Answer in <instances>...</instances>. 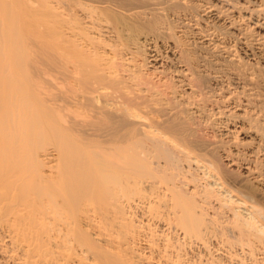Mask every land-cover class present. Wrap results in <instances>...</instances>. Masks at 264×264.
<instances>
[{
	"label": "bare ground",
	"instance_id": "obj_1",
	"mask_svg": "<svg viewBox=\"0 0 264 264\" xmlns=\"http://www.w3.org/2000/svg\"><path fill=\"white\" fill-rule=\"evenodd\" d=\"M70 1L54 0L55 4H61V11L76 8ZM0 4L1 15V11L6 9L4 4ZM163 18L168 19L167 22L162 20L158 24V20ZM245 20L249 22L244 25ZM250 22L263 29L264 0H141L139 3L136 0H97V39L101 40L102 37L110 43L112 50L108 51L119 52V58L126 61L125 67L120 71L115 69L114 61L107 60L106 53L99 56L97 52V100L94 98L97 109H90L93 112L95 110L97 118L86 121L87 116L84 115L85 123L91 122L86 125L80 122L83 115L78 116L80 125L84 128L69 126L71 130H75L70 134L64 126L65 131L63 132L62 128L61 130L66 135L60 137L61 140L64 139L57 141L58 144L55 137L63 133H57L55 126L54 130L48 131H51L49 134L46 128H43L49 139L53 137L57 144L56 148L50 150L45 148L49 139L41 127L43 124L44 127L47 126L48 122L45 124L43 120L47 119L48 114L45 116L44 111L51 106L49 104L45 107L44 101L38 100L41 91H38L37 83L31 81L24 72L25 68L20 65L21 58L26 53L19 49L17 31L8 26L9 21L5 24L9 28L8 31L5 30L8 28H2L3 25L0 24V245H10V249L3 250L6 263L117 264L119 260L114 257L106 258L108 252L100 258L103 254L101 247L104 244L107 246L109 238L112 239L113 235L121 231H115L114 234L112 231L109 233L110 229H107L109 227L114 230L120 220L114 223L113 219L112 223L108 224L111 216L106 215L108 221L105 224V215H97L100 203L103 204L101 198H97L99 191L106 193L101 194L102 196L110 192L108 197L110 195L116 202L120 200L121 195L129 200L132 195L139 196L140 192L143 200L149 203L151 220L158 218L165 221L170 228L180 227L186 230L185 235H189L191 231L187 225L192 224L186 220L194 218L191 212V216L187 215L189 219L185 216L186 220H183V217L195 205L200 206L201 211L210 210L211 221L226 218V225L235 224L245 235L262 237L264 127L255 125L253 120L258 117L261 118L260 121L264 120V101H257L261 93L251 83L243 81L244 78L239 73L241 58L236 55V51L229 54L231 46L226 44L227 38L236 32V42L242 44L240 49L243 54L252 56L255 62L260 59L264 61V36L259 31L249 30ZM173 27H177L187 38V44L173 40L180 36L174 32L169 35L171 30H174ZM133 30L138 31L137 38L142 35V41L130 42L131 49H125L118 43L119 39L133 40ZM103 43L105 45L102 48L107 47L106 43ZM142 46L144 48L141 50ZM146 47L149 50L147 58L139 61L135 54H141ZM100 48L97 46V51ZM25 57L27 58L24 56L23 60ZM220 60L225 62V65H220ZM148 65L155 68L142 73ZM246 65H243V69L253 70V66ZM211 69L214 70V76L211 75ZM226 73L230 74L227 75L229 78L234 77L227 80V83H221L218 78H222ZM139 74H142V77L138 80ZM164 77L171 80V85L162 84ZM156 80H159L158 83ZM217 80H220V84ZM229 86L235 88L230 89ZM223 92L226 94L222 95ZM88 95L89 97H83V100L88 101L90 108L96 107V102L91 100L93 95ZM36 100L38 105H35ZM76 101L79 102L78 98ZM212 101L217 103L215 107H209L213 106ZM68 102L70 100L65 101V105ZM61 104L56 105L59 106L58 110L60 106H65ZM86 105L83 106L87 108ZM261 105L263 106L260 107ZM36 106L45 107L42 114L46 119H42L39 113L41 109ZM52 109L57 110V107ZM238 111L242 113H237ZM249 111L256 116L253 115L249 126H244L242 118L246 117V114L249 115ZM67 117L60 120L68 119ZM71 117V121L68 119L64 122L76 124V116ZM210 117H213L212 121L214 117L227 118L225 120L231 122V125L233 122L238 124H234L233 128L236 129L231 131L232 129H226L225 121L218 124L214 121L216 128ZM65 123L62 124L66 125ZM203 126L211 128L210 131L216 139L219 137L217 145L206 143L196 135L195 131ZM48 127L47 129H50ZM56 129L59 131V127ZM252 129L257 131L251 132ZM241 131L242 134L245 131L250 133L245 135L249 139L247 143L239 140L238 144L235 140V134ZM44 134L48 139L46 142L40 140ZM223 137L229 138L227 141L230 142H224ZM37 139L40 141H36ZM54 142L52 144H55ZM68 142L71 143L69 147ZM40 143H44L45 147ZM243 145L246 147H240ZM37 146H40L41 150ZM42 149L45 150L40 153ZM221 159H224V164L220 163ZM144 170L151 174L145 172L143 175ZM106 201L109 199H105ZM189 204L191 209L185 210ZM103 208L107 209L104 206ZM223 215L227 216L223 218ZM100 224L109 226L103 228ZM209 225L205 228L206 232L209 231ZM198 230H195L196 233H199ZM147 237L154 246L156 238L151 235ZM113 239L116 240L115 237ZM170 244L165 245L170 247ZM122 247L118 250L123 251ZM107 248L109 250V247ZM112 252L109 251L111 256ZM167 256L170 258V264L171 257ZM145 261L140 263H150ZM132 263L135 264V260ZM140 263L137 261V264ZM175 263L177 264V261Z\"/></svg>",
	"mask_w": 264,
	"mask_h": 264
},
{
	"label": "rangeland",
	"instance_id": "obj_2",
	"mask_svg": "<svg viewBox=\"0 0 264 264\" xmlns=\"http://www.w3.org/2000/svg\"><path fill=\"white\" fill-rule=\"evenodd\" d=\"M136 1L139 3L141 0H136ZM0 2L2 4H4L5 9H6V10L4 9L5 11H3L4 14L1 11L2 14L0 15L1 16L0 19H2V20L4 19L5 21L3 20V22H1L2 21L1 20L0 24L3 25V26L1 25L2 28L3 27L8 28V26H10L11 28H13L17 31L16 37L20 41L19 49L24 54L26 53V55H24V56H27V58L26 57L24 58L25 60H23L24 56H22V58H21L22 60L20 61V65H22L25 68L24 72L26 74H28V77L31 78V81L32 82L35 81V82H33L35 84L37 83L36 87L38 86V88H37L38 91L39 92L41 91L40 92L41 96L40 95H39L40 97L38 96V98H39L38 100L42 99L41 101H44L45 105L43 104V106H45V107L46 106L48 107L49 104L51 106V107H49L51 109V111H50V109H48L46 111L45 107H43V106L40 108L41 105L36 106V107L41 109V111L39 113L42 115V119H46V118L48 119V118H50V116L53 115L51 117L52 119L51 118H50V120L48 119L49 121L47 119L45 121L43 120V122H45V124H46V122H48L46 125L49 126L50 129H47V126L44 127V124H43V127H41V128L42 129L46 128V130L48 132L49 130H51V131L54 130V126H55V131L57 133L58 132L61 133L62 130L64 132L65 131L64 129H66L65 127H67L68 128L67 132L69 131V133H70L72 130L73 131H75V130L74 129L71 130V128L69 126H73L72 128H76V127L80 128L81 127V125H80L81 121H82L81 124L84 123L87 125V124L91 123L90 121H89V123H87V122L85 123L84 118H86V117H84V115L87 116V118L85 119L86 121H87V119L92 120L95 117L97 118V116H95V114L97 115V113L95 112V110L97 109V102L95 101V99L97 97V87H96L97 86V81H96L97 79H95L97 77V70H96L97 69V52H98L99 56L101 54L103 55L106 53L107 60L111 59L112 61H114L113 67L115 69H118L119 71L125 67L124 62H126L124 59L119 58V55H118L119 52L108 51V50H112L110 43H107L105 40H103L102 37H100L101 40L97 39V37L99 36L97 34V0H73L72 1L73 3L71 1L70 2L76 8H74V9L72 8L71 10L62 9V11H61V7H62L61 4L60 5L55 4L54 0H0ZM78 3H80V5ZM76 4H77V6H76ZM81 5H83V6H81ZM4 6L2 5V8ZM6 6L9 8L7 9ZM1 10H3V9H1ZM63 10H65V11H63ZM58 11H60V12H58ZM69 13H71V14H69ZM61 14H62V17H61ZM162 20H164V22L166 23L168 19H166V20L164 18L159 19L158 24ZM8 21H9V25L6 26L5 24L6 23L8 24ZM255 21L256 20L254 19L253 22L255 23ZM247 22H249V20H245L244 25ZM253 22H250L251 24L249 25L250 26L249 30L259 31L260 34L262 36H264V25H263V29L260 27L257 28L254 26ZM173 28H174V30H171V34L169 33V35L171 36L174 33L177 35H180V36L175 37V38L173 37L174 38L173 40H175L176 42L178 40V42H181L182 44L186 42V44H187V40H186L187 38L185 36H183V34L181 32H179V29L177 27H173ZM4 29H3V31H4ZM5 30L8 31L9 28L5 29ZM137 33H138L137 30H133L131 32V34L133 35V40L130 41V40H124L125 38H121V39H119L118 43L123 48L130 50L131 49L130 42L132 43L136 40L142 41V39H141L142 35H140L139 38H137V36H136ZM236 34H238V33L235 32V35L230 36L229 38H227L228 40H226V44L231 46V49L228 51V53L231 54V52L234 53V51H236V55H238L239 59L241 58V61H242V64H240L241 65L240 69L242 72L240 71L239 73L244 78L243 81L245 83H251L253 86H255L256 90H258L259 93H261L260 99H258L257 101H264V61L262 59H260V60H256V62H255L254 61L255 58H252V56L249 57V56H246L245 54H243V51L240 49V46H242V44L238 43V41L236 42V38H235ZM177 35H175V36H177ZM103 42L106 43L107 47L102 48V46L105 45ZM97 43H98V45H97ZM22 45H24V46H22ZM97 46L101 47L98 51H97ZM148 47H146V49H144L141 52V54H135L139 61H141V59L147 58V55L149 53ZM143 48H144V46L141 47V50ZM141 50H139V51H141ZM119 51H121V49ZM218 62H220V65H225V62H222V60H220ZM246 64L253 66V70L243 69V65H246ZM28 65H29V67L31 65V67L30 68L27 67ZM26 67H27V69H26ZM145 67H148L149 69L148 68L143 69L142 73H144V72L146 73V71L147 72L152 71L155 68V67H151V68H153V69H151L149 67V65L145 66ZM145 67H143V68H145ZM254 68H255V70H254ZM39 69H40V71H39ZM88 69H90V70H88ZM33 71H34V74L36 76L33 75ZM63 71L65 74L63 73ZM67 71L70 72V74ZM210 72H211V75L214 74L213 69H211ZM29 75H33V76H29ZM227 75H230V74L226 73L225 76H227ZM139 76L140 77L137 78L138 80L142 77V74H139ZM147 76L149 78L152 77L149 75H147ZM225 76H223L224 79H222L223 77L218 78V79H221V83L222 82L227 83L231 79V77H234V76H231L229 78V76H227V77H225ZM89 77H92L93 79L92 78L89 79ZM167 78L166 77L163 78V79H165V81L162 84H164L165 86L171 85L170 84L171 80H169ZM152 80H153V78H152ZM158 81L159 80H156L157 83H158ZM83 82L85 84H83ZM218 82L220 84V80ZM146 86H147V84H146ZM233 86H235V85L233 84ZM233 86H229V88L234 89L235 87H233ZM87 87L89 88L90 92L88 91ZM40 88H41V90H40ZM214 89L217 90L215 87H214ZM225 92H223L222 95L226 94ZM36 93L39 94L38 92H36ZM84 93L87 94L88 97H89V95H88L89 93H90V96L93 95V98L91 96V100H94L93 101L94 103L96 102L95 103L96 107L90 108L89 107L90 105L88 106V104H87L88 101H84L85 98H87V96ZM44 94L46 95L48 100L46 99ZM73 95H74V97H73ZM53 96L56 98H54ZM61 96H62V98H61ZM43 97L48 102H46L43 99ZM63 97L66 99H63ZM83 97H85V98H83ZM77 98H78V101L81 102V104L79 102L77 103V101H76ZM52 99H54V100H52ZM58 99H60L61 101ZM216 99H217V97H216ZM38 100H36L35 105H38L37 104ZM62 100H64V101H62ZM69 100H70V102L66 103V105H65L64 102L69 101ZM242 100H244V99H242ZM82 101H84L85 104ZM60 102H62V104L64 103L63 105H65L66 107L63 106ZM40 103H43V102H40ZM53 103H56V104H53ZM58 104H61L63 106V108L60 106V109L58 110L59 106H56ZM243 104H245V103H243ZM83 105H86L89 108L88 107L86 108ZM212 105L213 106H209V107H215L217 105V103L215 101H212ZM218 105L220 106L221 104H218ZM262 106L263 105H261L260 107H262ZM56 107H57L58 111L52 109V108L56 109ZM90 109H92V110L95 109L94 110L95 113L92 110L90 111ZM82 110L84 111V113ZM42 111H44V115L48 114V117L44 118L46 115L44 116L42 114L43 113ZM57 112H58V114H57ZM237 113H242V112L238 111ZM248 114L250 116L246 114V117L242 118L244 121V124H243L244 126H249L251 119L254 118V116H256V115H254V113H251V111H249ZM70 115L73 117L76 116V118L80 115L81 116L83 115V116L80 117V119H81L80 122L78 120L79 118H77L78 122H74V120L72 121L76 124H73L71 122L65 123L64 121L67 122L68 119H70V121H71L72 117ZM59 116H60V118H58ZM65 117H67L68 119L60 120V119H63ZM212 118L210 119L211 123L213 125H215L216 128H217L216 124H218L221 121H225V124L227 123L226 129H228V130L232 129L231 131L236 129V128H233L234 124L235 125L238 124L237 122H235V123L233 122L231 125L230 124L231 122L228 123L225 120L227 118L216 119L214 117L215 123L217 122L215 124L214 121H212ZM260 119L261 118L258 117L257 120L256 119L253 120V123L255 125L263 128L264 127V124H263L264 120L260 121ZM95 120L97 122V119H95ZM51 122H52V124H51ZM62 123L63 124L65 123L66 125H63ZM70 123H71V125H69ZM92 123H94V121ZM60 124H62L61 127H60ZM225 124H223V125H225ZM76 125H78V126H76ZM86 125H82V126H85V128H87ZM57 127H59V131H57V129H56ZM61 128H62V130H61ZM81 128H84V127H81ZM88 128H89V126H88ZM91 130L92 129H90V131ZM210 130H212V129L209 127L203 126L201 129L197 130L198 132L197 131H195V132H196V135L202 141H204L206 143L210 142V143L216 144V142L219 140V137H218V139H216L214 134ZM252 130H251V132H255L256 129L253 131ZM51 131L48 132V134L51 133ZM47 132H45V130L43 131V133H45V134H47ZM56 132L53 131V133H55L57 135ZM67 132H65V133H67ZM91 132H93V131H91ZM235 132H233V133H235ZM45 134L43 137L44 139L42 137H40L41 138L40 140L46 142L49 139V136H48V134L46 135V136H48V139H47ZM246 134H250V133L248 131H245L243 134H242V131L238 132L237 135L235 134V136L237 138L236 139L234 138V139L237 141L238 144L240 141L247 143L249 139L245 137ZM53 135L54 134H50V136H53ZM62 135H64V133L61 134L59 137H57L58 140L54 136L56 139V141H55L56 143H57V141L61 142L64 139L63 138L61 140L60 137ZM41 136H42V132H41ZM51 138L53 139V137H51ZM51 138L48 140L49 143H47V142L45 143L47 147H45L44 143H43L44 146H42V147L47 148V150H50L52 148L53 149L56 148L58 143L56 144L54 142V139L52 140ZM38 139L36 141H38ZM230 139H232V138H230ZM224 140L227 141V140H229V138L223 137V141ZM51 141H53L56 145L52 144L53 142H51ZM227 142L229 143L230 141H227ZM43 144L40 143V145H43ZM36 145H38V143H36ZM67 145L69 147V145H71V143L68 142ZM53 146H55V147H53ZM226 146L228 147V145H226ZM37 147H35V148H37ZM240 147H246V146L243 145ZM38 148L41 150L40 146ZM38 148H37V150L39 151ZM44 150L45 149H42V152L40 151V153H43ZM94 152L96 153L97 151H95V149H94ZM220 163L224 164L225 163L224 159H221ZM143 172H144L143 175H145L146 171L144 170ZM147 173L151 174V173H149V171H147L146 174ZM115 176H114V178H115ZM117 180H118V178H117ZM118 181H116V182H118ZM100 185H102V184H100ZM98 186H99V184H98ZM103 187L104 186H102V188ZM102 188L100 190H102ZM97 190H99V189H97ZM99 192H100V195L106 194V193H101V191H99ZM109 193L110 192H108V194ZM108 194L106 196L109 199V201H106V202H105V199L106 200H108V199L106 198L105 195H103V196L101 195L102 197H100V195L97 194V195H99L97 198L98 199L101 198L100 200L103 201V204H102V202L97 199V201L101 202L100 203L101 207H98L99 208L98 210L101 213H99V211L97 210V212H98L97 215H99V216L105 215L103 218H105L107 216L108 217L111 216L110 217L111 219H108L110 221L107 220L108 217L105 218V220H104V221H106V222H104L105 224L107 223V221H108V224H111L112 223L111 220H113V219L116 221L115 222L113 220L114 223H117L119 220L120 221H119V223H117V225H115L113 223L116 226V228L114 230L109 228L108 227L109 225L108 226L107 225L104 226L102 224H100V225H102L103 228L108 227L107 229L108 230L110 229L108 231L109 233H111L110 231H112V233L115 234V231L117 232L118 230H120L121 232L118 231L115 234V236L114 235L112 236L113 238L115 237L117 241L113 238L111 239V237L110 238L108 237L110 239L109 244L107 246L104 244V246H103L104 248L101 247V249H103L104 252L101 250V253H103V254H101L100 258H102V256L104 257V254H107V252H108V255H105V256H108L106 258L110 259L111 257H114V259H116L117 261L119 260L118 262L115 261V262H117V264L118 263L134 264V263H132V262H134V260L136 262L135 264H137V261L139 263L140 262L142 263L145 260H148L150 262L149 264H161V263L162 264H169L168 261L170 260V258L168 259L167 255H169V257H171V262L172 263L174 262V264H176L175 261H177V264H264V235L262 237L259 236L261 239L257 236L245 235L244 231H242L239 227H237L235 224H233L232 221L231 222L229 221V222L232 223L233 225H226L227 223L224 222V220L226 218H224V217H226L227 215L222 216L224 219H217L215 222H214V220H212L213 221V223H212V221L210 220V217L212 216L211 215L212 213H210V210H209V212L206 210L201 211L200 206L197 207L194 205V207H197L199 209L193 207V209H192L193 211L192 210L188 211V212H186L187 214H185V215L183 214L184 215L183 220H186L185 216H186V218L189 219V217H187V215L191 216V215H189L190 214L189 212L192 213V216L194 219L193 220H186V222L188 221L189 223H192V224L188 223L189 225H187V226L189 227V229L191 228L190 229L191 231L192 230L194 231V232L190 231V233H192V234L195 233V234L193 236L190 233H189V235H185L184 231H186V230H182V229H180V227L170 228L166 224L165 221L160 220V219L158 220V218L157 219L153 218L151 220L150 219L151 218L150 213L148 212L149 203L147 200H145V199L143 200L144 197H141L140 192H139V196L138 195L137 196L132 195L131 198L136 197L135 199L129 198V200L124 195H121V198H119L120 196L118 197L120 200H118L117 202L115 201V199L113 200V198H111L110 195H109V197H110L109 198ZM110 202H112V203H110ZM115 202H116V204H115ZM192 202L195 203L196 201H192ZM105 203H107V204H105ZM110 204H111V206H109ZM196 204H198V202ZM102 205L104 207H107V209L109 207V209H108L109 211L106 208H103ZM189 205H190V208H189ZM189 205L186 206L188 208L185 207V210L191 209V204H189ZM217 206L218 205H216V207ZM111 207H112V209H111ZM100 208H102V209H100ZM103 209H104V211H103ZM201 213H204V214H201ZM113 215H114V217L112 218ZM116 215H118L119 218H117ZM190 219H192V218H190ZM210 221H211V223H209ZM123 222H125V223H123ZM185 224H187V223H185ZM118 225L119 226L123 225L122 226L123 228L122 227L118 228L119 227ZM208 225H209V228H208L209 231L206 232L205 228ZM121 229H124V230H121ZM196 229L197 230L199 229L198 230L199 233H196L197 232V231H195ZM206 233H207V235H206ZM149 235L156 238V242H155L154 246H152L151 245L152 243H150V241L147 240L148 239L147 236H149ZM125 237H126V239H125ZM152 237H149V239ZM114 240H115L116 244H115ZM164 241L166 243H171L170 247H167L165 245L166 243ZM110 242H112V244ZM97 243H99V242H97ZM120 244H122L123 247ZM112 246H114V247H112ZM124 246L126 247L127 250L125 249ZM106 247H109V250H108V248L106 249ZM111 247L114 249H112ZM119 247L120 248L122 247L123 251L121 249L118 250ZM152 247H153V249H152ZM159 247L161 249H159ZM168 248H169V250H168ZM8 249H10L9 243H3V244L1 243V245H0V263L1 264H7L6 261L4 260L5 258H3V257L6 255L4 251H7ZM161 250H163V251H161ZM109 251L110 252L115 251L114 253L112 252L114 254V256H113V254L111 256ZM117 251L120 253H118ZM167 251H168V253H167ZM176 251H177V253H176ZM122 252H124V253H122ZM115 253H118V254H115ZM119 254H121V255H119ZM117 255H119V256H117ZM118 257H120V259H122L121 262H120V259ZM128 260H130L131 262L130 261L128 262ZM162 260L164 261V263L162 262ZM172 260H174V261H172ZM123 261H125V262H123ZM148 261H145V262H148ZM94 262L96 263V261H94ZM171 262H170V264H172Z\"/></svg>",
	"mask_w": 264,
	"mask_h": 264
}]
</instances>
